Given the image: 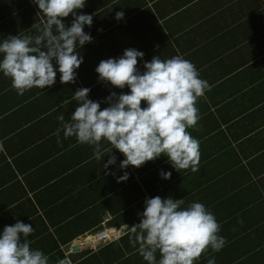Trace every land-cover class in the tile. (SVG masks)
I'll return each instance as SVG.
<instances>
[{"label":"crops","instance_id":"0c3cea01","mask_svg":"<svg viewBox=\"0 0 264 264\" xmlns=\"http://www.w3.org/2000/svg\"><path fill=\"white\" fill-rule=\"evenodd\" d=\"M39 11L33 0H0V42L36 36L32 27L44 19ZM79 14L93 15L84 27L92 42L77 45L83 63L75 83L62 84L53 61L55 84L19 95L0 73V234L17 220L31 225L30 247L48 264L59 247L73 264H147L127 227L140 222L146 199L171 197L183 199L182 208L202 203L226 240L195 264H264V0H86ZM72 21L63 19L66 27ZM129 48L144 53L141 72L154 56L179 55L208 82L196 105L200 118L187 129L199 141L198 171H177L164 155L121 169L118 150L97 160L94 145L64 137L78 89L89 88L88 99L101 110L111 93L130 92L100 81L95 71ZM105 148L111 145L102 140ZM111 156L116 163L105 169ZM125 172L127 181L118 183ZM103 230L111 237L99 241Z\"/></svg>","mask_w":264,"mask_h":264},{"label":"clouds","instance_id":"9594fccd","mask_svg":"<svg viewBox=\"0 0 264 264\" xmlns=\"http://www.w3.org/2000/svg\"><path fill=\"white\" fill-rule=\"evenodd\" d=\"M44 19L34 23L36 36H9L0 42V73L11 80V86L19 95L32 88L44 89L56 82L58 65L60 82L75 83L76 70L83 63L77 52L92 42L85 33V25L91 27L93 15L79 14L86 0H33ZM73 16L70 27L63 19ZM124 13L117 12L120 20ZM55 29V32L53 31ZM144 53L126 49L123 56L102 60L96 72L100 81L130 92L106 98L107 107L101 110L100 102L88 99L90 89L80 88L73 99L78 106L71 114V122L63 124L65 138L75 137L80 144L94 145V156L101 159L113 149L125 159L120 168H140L146 162L161 155L177 171L191 168L198 171L200 160L199 141L191 136L188 128L199 120L197 101L209 88L206 80L200 78L195 65L177 55L167 60L154 56L145 62L144 71L137 68ZM142 102L146 107H142ZM70 103V101H63ZM59 119L64 121V116ZM60 129L55 135L59 137ZM107 141L111 148L101 149V141ZM116 163L111 156L104 164ZM163 179H170L171 172H161ZM128 179L127 172L117 179L118 183ZM184 200L156 196L145 200L140 222L127 229L134 235L130 242L139 245L138 252L147 264H195L209 248L220 251L226 244L218 235L220 225L214 215L199 202L182 208ZM33 232L31 225L17 220L14 225L5 226L0 234V264H48V256L40 250H33L27 237ZM23 237V239H22ZM160 259L157 261L156 253ZM208 264H215L209 259Z\"/></svg>","mask_w":264,"mask_h":264},{"label":"built area","instance_id":"2783aa9c","mask_svg":"<svg viewBox=\"0 0 264 264\" xmlns=\"http://www.w3.org/2000/svg\"><path fill=\"white\" fill-rule=\"evenodd\" d=\"M95 237L99 241H103V240L110 239V237H111V231H109V230L99 231L95 235ZM57 264H73V263H72V261L69 258H64V259L60 260Z\"/></svg>","mask_w":264,"mask_h":264},{"label":"trees","instance_id":"16d2710c","mask_svg":"<svg viewBox=\"0 0 264 264\" xmlns=\"http://www.w3.org/2000/svg\"><path fill=\"white\" fill-rule=\"evenodd\" d=\"M57 248V246H56ZM54 257L51 258V261H53L54 264H57L60 260L64 258H68L67 256L64 257V253L60 251V247L57 249V253L53 255Z\"/></svg>","mask_w":264,"mask_h":264}]
</instances>
